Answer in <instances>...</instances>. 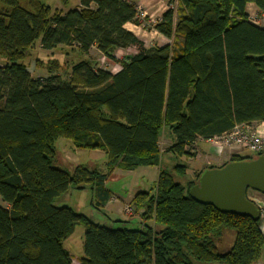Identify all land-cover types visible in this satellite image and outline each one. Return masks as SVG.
I'll list each match as a JSON object with an SVG mask.
<instances>
[{
    "label": "trees",
    "instance_id": "16d2710c",
    "mask_svg": "<svg viewBox=\"0 0 264 264\" xmlns=\"http://www.w3.org/2000/svg\"><path fill=\"white\" fill-rule=\"evenodd\" d=\"M58 1L67 9L44 0H0V198L7 204L0 205V264H73L63 241L77 224L84 228L78 264H254L264 244L261 217L192 199L188 190L202 170L183 185L175 176L185 166L160 169L154 190L130 202L145 220L140 228L94 223L54 199L88 184L93 206L105 205L113 169L159 165L164 130L172 138L166 151L191 157L197 140L264 121V26L245 12L253 3L256 18L264 17V0H176V10L154 24L175 40L173 48L144 47L124 27L137 22L134 0ZM36 44L80 55L66 76L50 59L45 76L33 78L24 60ZM130 46L138 52L115 56ZM91 49L118 70L100 67ZM60 138L103 150L105 170L56 166ZM226 229L234 239L220 252Z\"/></svg>",
    "mask_w": 264,
    "mask_h": 264
},
{
    "label": "crops",
    "instance_id": "0c3cea01",
    "mask_svg": "<svg viewBox=\"0 0 264 264\" xmlns=\"http://www.w3.org/2000/svg\"><path fill=\"white\" fill-rule=\"evenodd\" d=\"M136 1V4H141L143 10L146 13V16L144 20L142 21L140 18H137V22H128L124 25V27L134 33L141 41H146L147 39H152L153 36L160 37L162 39L169 38L164 37L161 33H159L155 28L152 21H158L161 17V15L169 10L177 8V2L176 0H134ZM78 1L75 0V4L77 5ZM245 12L248 15L249 20L252 23L257 24L254 21V18L257 17V15H260L258 13L257 7L253 3H247ZM256 14V16L254 15ZM255 16V17H253ZM177 14H174V20L176 21ZM172 39V38H171ZM152 43L149 45L151 46ZM144 44V47H149ZM134 46H130L126 49H118L116 52L122 50L125 52H128L130 49H132ZM136 54V52L133 53H125L121 58H124L126 56H131ZM118 58V57H117ZM114 65H117V63H114ZM251 127L258 133L264 135V121L256 122L251 125ZM168 144L165 145V148L167 149L172 144V138L171 134L169 138H167ZM160 142V141H159ZM204 142L208 144L205 140H197L194 144L195 147H197L200 151L198 152V155H195L193 158L195 161H198L196 164H194L190 169V175L187 182L193 180L195 176L198 174L199 171L208 168L209 166L219 167L225 162L229 161L230 157L234 154H241L244 155L241 150H232L229 151V149H226L224 154H222V158L215 157L216 155L213 154L212 148L209 146V144L203 147H199V143ZM66 150L63 152V156L61 158V161L59 164L61 166H66L63 169L71 170L76 165H86L89 168L92 169H98V170H105V152L101 149H85L88 150L89 155L84 157H79L75 153L79 149L83 148H76L72 144V142H67L64 145ZM159 148L161 152H166L170 157L174 155L172 152L166 151V149H162L159 145ZM162 156V153H161ZM160 157V163L156 166H140L133 170H126L121 168H115L113 169L107 176L105 180V186L111 191V198L110 200L103 206L96 208L99 211H103L104 215L108 220H111L112 222H116L118 226L123 227V225H129L131 224L132 228H140L145 220L140 215V211H134L133 215L131 217H126L122 213V207L124 204L129 203L136 194L142 191H150L152 192L154 190V186L158 177V172L160 169H166L164 167L163 162L161 161ZM174 167H172L173 169ZM167 169V170H172ZM188 169L185 168L184 173H186ZM89 189V185L86 184L84 188ZM76 189V188H74ZM89 195H90V204H92V197H91V190L89 189ZM261 199L264 201V195L261 197ZM260 229L264 236V216L261 218L260 221ZM73 264H78V260H73ZM254 264H264V244L261 249L260 257Z\"/></svg>",
    "mask_w": 264,
    "mask_h": 264
},
{
    "label": "rangeland",
    "instance_id": "374dc122",
    "mask_svg": "<svg viewBox=\"0 0 264 264\" xmlns=\"http://www.w3.org/2000/svg\"><path fill=\"white\" fill-rule=\"evenodd\" d=\"M78 1V0H76ZM44 2L49 5L52 9L53 8H63L64 10L67 9L66 7L62 6L58 0H44ZM75 0H70V6L74 5ZM256 16V14H254ZM253 16V17H255ZM259 25H262V23L258 22ZM142 44L149 46L151 43L152 45H164V44H176L174 39L169 38V40L162 39L160 37H157L156 35L152 37V39H147L146 41H141ZM139 47L134 46L132 49H130L128 52L125 51H118L115 52V56L118 57V59H123L121 56H123L125 53H133V52H138ZM79 53L77 50L70 49L68 47H58L54 49L53 51H47V50H42L38 44L34 46V48L31 49V53L27 58L24 60V63L27 66L28 71L30 72L31 76L33 78H37L38 76H45L46 74V67L48 65V60L50 59H56L59 64H60V69L59 72L63 74V76H66L69 73L70 65L79 57ZM89 55L94 58L99 60V66L103 67L105 69H109L111 72L114 71V68L117 67L114 65V63L105 60L102 61L101 57L97 53L95 49H91ZM41 60L42 61V66L36 64L35 60ZM0 62H3L1 57H0ZM40 66V67H38ZM169 138V132L167 130H164L159 138V145L162 149L165 148V145L168 144V139ZM206 141V140H205ZM67 142H72L70 139L67 138H60L56 141L55 143V165L58 167H63L65 168L66 166H61L59 162L61 161V158L63 156L65 148V144ZM209 146L212 148L213 154H215L217 158H222V154H224L226 149H229V151L232 150H238L237 148H224L223 151H219L217 147L212 146L210 141H206ZM73 144V143H72ZM208 144L201 142L199 143V147L207 146ZM195 147V146H194ZM166 149V148H165ZM194 155L191 157H194L195 155H198L199 149L195 147L193 149ZM241 150V149H239ZM244 155H251L255 154L252 153L248 150H241ZM88 150L85 149H79L77 153H75L77 156H87L89 155ZM161 161L163 162L164 167L166 169H172L175 165H183L188 169V171L184 174H177L175 176V180L177 182L182 183L185 185L190 178V169L191 167L196 164L198 161H195L193 158L187 157V156H178V155H168L166 152H162L161 156ZM75 187L71 186L65 193L61 194L57 198L54 199V203L57 205H67L71 207L75 212L84 214L87 216L92 222L98 223L100 225L106 226V227H112V228H117L121 227L118 226L116 222H112L111 220H108L106 216L104 215L103 211H99L96 209V207L93 206V204H90V195H89V189L82 188V189H74ZM248 198H250L253 201H258L261 203H264V201L261 199L263 194L253 191V190H248L247 192ZM131 202V201H130ZM129 202V203H130ZM0 205L7 207V204L2 202L0 198ZM125 205V204H124ZM123 205V207H124ZM123 207H122V213L126 217H131L132 215H126L123 212ZM123 227L126 228H132L133 226L131 224L129 225H123ZM83 235H84V228L83 225L77 224L74 228V231L70 236H68L64 241H63V246L64 248L69 252L71 255V258L73 260H78L80 257L83 256ZM234 239V232L232 230L226 229L223 231L222 236H221V242L218 244V249L220 252H224L230 248L232 245ZM203 264V263H199Z\"/></svg>",
    "mask_w": 264,
    "mask_h": 264
},
{
    "label": "water",
    "instance_id": "95a60500",
    "mask_svg": "<svg viewBox=\"0 0 264 264\" xmlns=\"http://www.w3.org/2000/svg\"><path fill=\"white\" fill-rule=\"evenodd\" d=\"M248 190L264 195V154L203 169L188 195L198 203L210 204L222 212L256 219L259 209L248 198Z\"/></svg>",
    "mask_w": 264,
    "mask_h": 264
},
{
    "label": "built area",
    "instance_id": "2783aa9c",
    "mask_svg": "<svg viewBox=\"0 0 264 264\" xmlns=\"http://www.w3.org/2000/svg\"><path fill=\"white\" fill-rule=\"evenodd\" d=\"M136 13L137 17L142 21L144 20L146 13L143 10L141 4H136ZM254 21L258 24V22L262 23L264 26V17L254 18ZM153 24L156 21H152ZM102 61H105L104 57H101ZM112 72H116L118 70V65ZM206 141H210L212 146L218 148L219 151H223L224 148H237L241 150H248L252 153H261L264 152V135L256 132L251 125H238L235 126L230 131L221 135L220 137L210 138ZM195 148V147H194ZM259 209V216L263 218L264 216V203L254 201ZM123 212L126 215H133V208L130 203H127L123 207Z\"/></svg>",
    "mask_w": 264,
    "mask_h": 264
}]
</instances>
